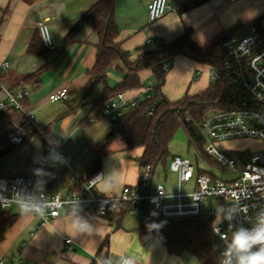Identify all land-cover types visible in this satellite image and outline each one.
<instances>
[{"label": "crops", "instance_id": "1", "mask_svg": "<svg viewBox=\"0 0 264 264\" xmlns=\"http://www.w3.org/2000/svg\"><path fill=\"white\" fill-rule=\"evenodd\" d=\"M98 1L38 0L28 6L20 0H0V81L7 89L29 92L25 107L34 117L36 127L26 125L18 113L0 112V137L7 139L6 144L0 143V151L6 145L16 148L0 157V179L52 171L58 177L52 189L66 193L71 188L73 174L83 180L100 174L102 178L96 190L104 196H116L124 186L138 182L141 169L138 159L143 149H127L118 136L109 142L99 169L90 172L93 154L101 149L111 131V123L105 119L87 123L88 118L100 115L98 103L104 85L99 84L89 95L82 97L89 71L95 65L99 39L90 22L83 24L69 43L66 44L64 38ZM150 2L115 1L114 19L119 30L116 43L130 55V60L136 59L140 51L152 48L145 45L146 40H154L158 46L170 44L185 33H189L197 44L222 35L241 37L246 34L248 25L264 15V0H205L181 15L172 6L161 19L151 23L147 16ZM40 21L47 25L54 46V50L46 52L42 59L28 53ZM173 61L176 67L172 73L171 69L167 71L161 88L169 102H176L186 95L194 96L211 84L206 64L181 56ZM3 63L8 64L4 70L1 69ZM35 73L39 74L37 84L24 81L26 76ZM126 74L123 63L114 61L106 75L107 87L114 88ZM138 76L140 84L153 78L149 69ZM174 78L178 93L171 99L167 85ZM63 88L69 91V101L52 103L48 100L50 94ZM137 93L136 90L127 91V96ZM1 101H5V97L0 92ZM15 126L23 128L24 139L31 135L18 146L9 141ZM51 147L63 158L51 155ZM12 210L19 217L0 241V260L19 258L24 264H115L120 257L128 256L134 264H198L188 253L170 255L152 234H149L148 243L142 246L137 235L139 225L123 227L125 217L111 225L89 212L85 213L87 218H82L62 211L58 218L41 226L36 215ZM65 239L72 243L66 246Z\"/></svg>", "mask_w": 264, "mask_h": 264}, {"label": "built area", "instance_id": "2", "mask_svg": "<svg viewBox=\"0 0 264 264\" xmlns=\"http://www.w3.org/2000/svg\"><path fill=\"white\" fill-rule=\"evenodd\" d=\"M234 2L235 0H226ZM172 9L170 0H151L147 5L148 21L153 23L161 19ZM37 30L42 44L50 51L54 50L49 29L42 21ZM147 47H156L154 40H146ZM217 65L208 71L210 83L225 84L224 103L226 108L208 112L201 124L199 133L205 141V148L200 156L214 160L210 168H218L237 173L232 181H223L210 172L199 173L197 167L185 158L173 156L169 161V170L176 176V191L168 193L164 185L153 184L154 169L151 165L141 167L138 182L124 186L116 196H104L96 190L101 175L83 180L76 174L71 177V188L62 193L52 189L57 181L56 173L49 171L41 175H15L0 179V210L16 208L20 214H33L46 225L59 217L62 211L76 215L89 212L93 216L108 221L111 225L118 221L121 213L125 216H144V207L153 210L164 220L182 222L190 219L209 221V230L216 242L217 264L222 258L225 245L230 242L232 231L236 227H252L257 215L264 211V153L256 150L248 158L241 152L234 151L236 158L243 162V169L236 168L235 156L227 157L215 146L237 140H251L264 143V15L255 23L247 26L246 34L241 37L226 36L216 47ZM7 63L1 65L4 70ZM167 62L163 70L168 71ZM134 96L120 92L100 106L99 117H90L88 124L98 118L115 123L126 113L139 105L141 101L151 100L158 95L156 85L146 81ZM0 92L5 101L0 102L1 113H18L26 125L36 128L34 117L27 112L25 101L29 96L26 89L10 90L0 81ZM69 91L63 88L49 95L52 103L67 102ZM190 122V118L185 120ZM9 136L14 145H21L24 132L21 126H15ZM41 135V132L38 131ZM51 155L61 159L62 154L50 148ZM191 183L189 191H183ZM212 200L215 206L206 211V202ZM204 216H207L205 218ZM204 217V218H203ZM65 245L72 241L65 239ZM128 256L120 257L115 264H123ZM0 264H24L19 258L1 259Z\"/></svg>", "mask_w": 264, "mask_h": 264}, {"label": "trees", "instance_id": "3", "mask_svg": "<svg viewBox=\"0 0 264 264\" xmlns=\"http://www.w3.org/2000/svg\"><path fill=\"white\" fill-rule=\"evenodd\" d=\"M20 1L32 6L38 0ZM115 1L99 0L96 2L80 17L64 38V42L69 43L78 29L87 22L92 24L98 35L95 65L89 71V79L83 89L82 97L89 95L99 84H103L102 99L98 103L101 106L105 100L115 97L120 92L139 89L142 84H140L138 74L146 69L151 70L158 95H155L151 100L141 101L138 106L111 124V131L104 145L93 154L90 172L93 173L99 169L101 157L109 142L117 136L127 149L142 148V155L138 159L139 166L151 165L154 170L156 166L166 164V161H170L173 157L170 155L168 147L179 128L185 130L189 144L194 145L198 152H201L205 141L199 133L198 126L208 112L226 108L224 103L225 84L223 82L211 83L207 89L194 96L186 95L176 102H169L161 93L167 74L163 70V65L181 56L214 67L218 63L216 47L226 36H218L203 44H197L192 41L189 33H185L170 44L158 45L140 51L141 53L136 59L130 60V55L116 43L119 30L114 19ZM170 1L179 15L205 2V0ZM36 32V36L28 48V53L42 59L50 50L43 46L38 30ZM116 60L123 63L127 74L114 88H109L106 85V75L111 64ZM38 76V73L28 75L24 81L37 84ZM187 117L190 118L189 123L185 121ZM30 136H26L24 141L26 142ZM0 143L6 144L7 139L0 137ZM15 149L13 146L6 145V148L0 151V157ZM203 158L208 160V158ZM199 173H203V171ZM85 213L88 212H80L78 215L87 218ZM18 217L19 215L12 209L0 210V241L3 239L4 232L16 222ZM124 217L125 212L119 215L118 222ZM152 224L162 225V227L150 228ZM149 234L155 236L170 255L180 256L182 253H188L195 258L198 264H217L216 242L210 233L209 221L190 219L171 222L164 220L153 210L144 207V216L141 217L137 229L138 239L142 246L148 243Z\"/></svg>", "mask_w": 264, "mask_h": 264}, {"label": "rangeland", "instance_id": "4", "mask_svg": "<svg viewBox=\"0 0 264 264\" xmlns=\"http://www.w3.org/2000/svg\"><path fill=\"white\" fill-rule=\"evenodd\" d=\"M173 60L170 61V69L171 73L174 71L176 64H173ZM173 66V68H172ZM206 70H209L211 67L209 65H206ZM169 69V70H170ZM150 81L152 82L153 85H156V82L154 78H150ZM167 90H168V96L172 99L173 97L176 96L178 93V85H177V79L174 78L169 85H167ZM192 92V90H191ZM103 123L107 124L106 121ZM100 125V124H99ZM98 126V125H97ZM96 127V126H95ZM2 145V144H1ZM0 145V147H1ZM205 144L202 147V151L198 152L196 147L194 145L189 144V139L188 136L183 128H179L176 133L174 134V137L172 141L169 144L168 150L171 156H180L182 158L188 159L195 167L201 170V171H206L210 172L213 176L216 178H219L223 181H232L237 177V173L235 172H229L225 171L222 169L218 168H210L208 166L209 163H215L214 160H211L208 158V160H205L200 156V153H203V150L205 148ZM215 148L218 151H223L222 153L227 156L231 157L234 156L235 153L234 151H239L241 152L242 156L245 158H248L253 151L256 150H262L264 153V143L262 142H256V141H251V140H243V141H231V142H225L219 145H216ZM232 153V154H231ZM207 159V157H205ZM236 161V168L238 171L242 170L244 165L243 162L238 160L236 156L234 157ZM175 182H176V176L169 170V160L166 161V164H159L158 166L155 167L154 170V184L155 186L157 185H164L166 186L168 192H175ZM192 184H186L183 187V191H189L191 188ZM206 211L210 212L212 208L215 206V203L212 200H208L206 202ZM16 208H14L15 210ZM17 210V209H16ZM207 218V216H204ZM203 217V218H204ZM141 221V217L139 215L135 216H125L124 221H123V227H137ZM190 257V256H188ZM193 257V256H192ZM194 258V257H193ZM195 259V258H194Z\"/></svg>", "mask_w": 264, "mask_h": 264}, {"label": "clouds", "instance_id": "5", "mask_svg": "<svg viewBox=\"0 0 264 264\" xmlns=\"http://www.w3.org/2000/svg\"><path fill=\"white\" fill-rule=\"evenodd\" d=\"M159 227L162 225H150V228ZM221 257L219 264H264V211L257 215L254 226L241 225L232 231ZM123 264H134V261L125 259Z\"/></svg>", "mask_w": 264, "mask_h": 264}]
</instances>
